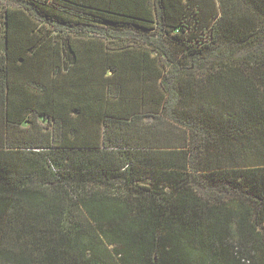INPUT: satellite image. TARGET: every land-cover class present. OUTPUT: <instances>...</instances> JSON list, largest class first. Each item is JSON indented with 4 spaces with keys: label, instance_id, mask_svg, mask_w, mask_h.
<instances>
[{
    "label": "trees",
    "instance_id": "16d2710c",
    "mask_svg": "<svg viewBox=\"0 0 264 264\" xmlns=\"http://www.w3.org/2000/svg\"><path fill=\"white\" fill-rule=\"evenodd\" d=\"M13 1L0 264H264V0Z\"/></svg>",
    "mask_w": 264,
    "mask_h": 264
},
{
    "label": "rangeland",
    "instance_id": "374dc122",
    "mask_svg": "<svg viewBox=\"0 0 264 264\" xmlns=\"http://www.w3.org/2000/svg\"><path fill=\"white\" fill-rule=\"evenodd\" d=\"M13 2H11V0H0V52L2 51L3 48V40L1 38V33L3 32V27H4V9L8 6H11V4H13ZM236 51L233 54H230L231 56L234 55L235 57H246V56H254L258 53H260L262 50H264V38H260L258 41H256L253 45L248 46V47H238L235 46L234 48ZM208 62L206 61L205 64H207ZM195 187L198 190H203L202 187L196 183H194ZM206 193H208V195H215L218 192H215L213 190H203Z\"/></svg>",
    "mask_w": 264,
    "mask_h": 264
}]
</instances>
